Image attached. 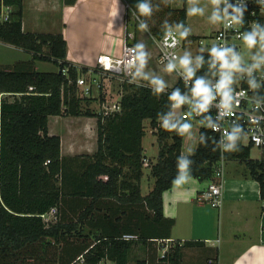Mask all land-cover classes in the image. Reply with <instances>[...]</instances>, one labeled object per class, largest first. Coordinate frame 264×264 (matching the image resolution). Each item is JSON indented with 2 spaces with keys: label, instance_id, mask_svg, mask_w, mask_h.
<instances>
[{
  "label": "trees",
  "instance_id": "1",
  "mask_svg": "<svg viewBox=\"0 0 264 264\" xmlns=\"http://www.w3.org/2000/svg\"><path fill=\"white\" fill-rule=\"evenodd\" d=\"M123 2L128 6L126 15L133 14L155 40L169 28L186 33L184 4L180 9H173L170 0ZM141 4L150 7L149 15L141 13ZM1 5L9 7L10 12L9 20L0 22V42L29 53L31 58L11 66H0V264H26L27 259L38 256L41 247L51 242L78 246L64 237L65 231L78 228L79 221L78 218L75 223L63 222L60 208L64 197H90L92 202L97 198L117 197L122 184L117 182L124 166L130 169L135 182L129 185V195L136 197L129 201L142 203L145 218L152 227L157 231L166 225L167 235L172 221L163 218L161 196L180 174V160L190 162L187 169L190 177L215 181L213 166L219 150L209 129L200 127L195 149L190 155L181 156L184 134L177 130L166 131L161 127V119L171 114L174 122L183 124L182 119L173 114L169 93L155 94L150 86L122 84L124 93L119 99V112L103 115L82 110L76 79L89 68L76 67L65 60L66 42L62 34L22 32V0H0ZM254 20L257 22L255 29L261 31V18ZM189 38L187 34L182 36L183 41ZM198 57L202 58L199 66ZM35 59L49 61L58 69L56 72L36 71ZM212 60L210 53L197 54L195 70L198 78L207 80L213 76L217 64L213 67ZM64 68L66 74L61 72ZM171 90L188 92L180 81ZM255 95L264 100V81ZM54 116L95 118V153L61 156L59 137L49 135L47 131L48 118ZM144 121L148 122L159 150L155 161L148 162L154 179L152 188L147 195L140 196L136 182L142 175L145 159L142 147ZM236 148L226 151L225 157L248 161L247 173L259 183L262 196L264 160L251 162L249 148L241 147L240 140ZM99 176H104L106 181L98 179ZM69 180L72 183H66ZM52 207L56 209L55 221L46 226L39 215ZM86 213L87 209L82 216ZM75 234L80 233L75 231ZM131 236L134 238L129 240H124L122 235H110L91 237L94 241L89 243L81 241V249L86 250L84 262L96 264L106 257L114 264H127L132 241L144 240L140 235ZM187 244L176 243L168 247L160 260L166 264H181L180 247ZM135 264L146 262L137 260Z\"/></svg>",
  "mask_w": 264,
  "mask_h": 264
},
{
  "label": "crops",
  "instance_id": "2",
  "mask_svg": "<svg viewBox=\"0 0 264 264\" xmlns=\"http://www.w3.org/2000/svg\"><path fill=\"white\" fill-rule=\"evenodd\" d=\"M183 4L186 12L185 1ZM170 5L173 9L181 8H177L172 0ZM219 7H222L221 0ZM220 14L222 16V13ZM221 16L207 25L210 26L208 35L194 36L197 34L189 30L186 15V33L190 38L183 41L180 56L187 53L195 62L197 54L210 53L211 39L221 26ZM125 17L123 0H22L21 30L29 33L62 34L66 42L65 60L76 67L92 68L95 57L101 53H111L117 57L120 55ZM260 18L263 25L264 9ZM203 20L202 24L209 22L206 15L203 16ZM136 25L138 24L133 22L134 32ZM125 27L127 28V24ZM140 28L138 45L135 39L132 43L136 48L137 46L143 48L147 47L146 42H153L152 56L155 65L160 68L156 73L142 69L144 74L142 76H138L135 71L136 79L151 85L150 80L153 77L160 78L164 81L165 88L171 89L178 81L176 73L171 71L172 76L168 71L160 70L161 68L167 70V67L156 63L158 52L156 40L142 25ZM176 65L180 67L179 62ZM145 76L147 78H144ZM74 118L78 121H70L71 118L65 117L69 121L62 126L61 118L49 117L48 120L53 119L54 122L50 130L47 121L48 134L59 137L61 156H90L96 151V142L90 143L87 139L90 136L92 139L93 128L95 127L96 130V119ZM69 123L76 125L75 129L78 131L76 134L81 136L79 140L69 138L64 141L63 136L57 134L60 129L68 128ZM197 135L196 128L195 143ZM194 137H190L191 141ZM142 147L145 159L141 168L142 175L136 183H138L139 195L145 196L151 190L154 179L150 175L149 160L145 155L143 144ZM181 148V156L190 155L194 150L186 155L181 152ZM251 149L253 148H249L248 159L254 162L253 160L257 159L251 157ZM247 164V160L236 158L226 160L220 183L221 205L218 208H211L199 201L200 195L206 191L211 180L199 181L187 174L188 180L185 183L172 185L169 190L164 191L161 196L162 215L164 219L172 221L167 235L166 225L157 231L152 227L149 219L145 218V207L142 203L129 201L136 197L129 195L131 193L129 185L135 182L130 169L124 166L117 182L122 183L121 189L117 191V197L97 198L93 202L90 197H64L60 208L63 222L75 223L79 218L78 228L70 232L65 231L64 237L74 241L73 243H77L78 246L51 242L41 247L38 256L29 258L25 262L26 264H73L74 262L87 264L83 256L86 250L81 249L79 245L81 241L93 242L94 238L91 237L98 236L140 235L144 240L132 241L127 253V264H135L137 260H144L146 264H166L160 260L163 250L184 242L189 244L180 247L181 264H264V187L261 196L259 183L247 173ZM98 179L106 181L104 176H99ZM66 183L72 182L69 180ZM86 209L87 213L82 216ZM75 231L80 234H75ZM96 264H114V262L104 257Z\"/></svg>",
  "mask_w": 264,
  "mask_h": 264
},
{
  "label": "built area",
  "instance_id": "3",
  "mask_svg": "<svg viewBox=\"0 0 264 264\" xmlns=\"http://www.w3.org/2000/svg\"><path fill=\"white\" fill-rule=\"evenodd\" d=\"M222 1V23L219 29L212 36V48H229L234 47L237 53L236 43L243 39V34L251 32L257 25L254 20L255 17H260L264 9V0H221ZM128 6L125 5V9ZM234 9H238L240 13L239 22L232 19L237 13ZM10 8L1 5L0 7V22H7L9 20ZM133 18L138 22L137 18L132 14ZM245 17L247 20H245ZM127 21H124V31L122 35V44L120 55L113 56L111 53H101L95 57V64L92 68H89L85 73V76L89 77V84L85 82L84 78L77 77L76 87L81 89V93L84 96H90L91 89L94 87L96 91H99L100 85L97 82V76L116 81L119 85L131 84L138 86H150L138 81L135 77L136 65L134 63L137 56V49L132 43L135 39L133 31H129L125 25ZM158 52L156 55V63L159 66H165L169 62L175 64L179 62L180 52L183 47V40L181 32L177 28H169L165 30L164 34L156 40ZM201 43V42H200ZM195 69V62L192 61L191 65ZM250 65H245L241 62L242 68H247ZM67 69L61 70L63 74H66ZM177 75V80L188 89V92H180L181 95L186 96L188 102L182 105L180 108H174L172 102L170 107L175 115L182 119L183 122H197L199 127H207L218 146L219 157L213 166V179L207 186L200 197L199 201L207 204L211 208H218L221 205V192L220 183L223 178L224 168L227 158L225 157L226 150L224 145L227 144V140L224 137V132L227 130L231 132L233 127H239L242 129L240 146L253 148L259 152L260 157L258 161L264 160V100L259 99L255 92L264 81V69L260 67L258 70H253L251 77L247 72H238L233 74L234 83L232 84L233 95L236 93L245 92L244 96L235 97L238 100V106H233V115H223L220 105V96L215 92L213 93L216 98L209 105L208 111L204 113H197L193 110L195 99L192 96L191 89L194 81L198 78L195 74L192 79H186L184 69L176 67L173 70ZM220 79V65L217 63L216 71L213 76L206 81L210 82V86L214 87L217 81ZM249 79H254L257 87H249ZM153 88V87H152ZM79 89V90H80ZM164 93L171 94L174 92L171 89L164 88ZM90 94V95H89ZM82 96V95H81ZM93 97V95H92ZM103 115L111 114L120 111L119 100L110 104L102 102ZM258 121V124L254 125L251 120ZM209 123L216 125V128L209 126ZM199 130V129H198ZM253 137H259V140H253ZM218 181V182H216ZM56 209L52 207L48 212L39 215L42 222L47 226L55 220ZM124 240L133 239L131 235H124ZM166 249L163 250L160 257L163 256Z\"/></svg>",
  "mask_w": 264,
  "mask_h": 264
},
{
  "label": "rangeland",
  "instance_id": "4",
  "mask_svg": "<svg viewBox=\"0 0 264 264\" xmlns=\"http://www.w3.org/2000/svg\"><path fill=\"white\" fill-rule=\"evenodd\" d=\"M173 4H175L178 7H182L183 1H185L186 4V15L188 17V25H189V30H191V32H193V34H197L194 36H201L202 34L204 35H208L209 34V30H210V26L207 27V25L212 22L215 21L216 19H213L214 14L221 16L220 13H222L223 10H221V8L219 7V4H213L212 1H203V0H172ZM185 8V7H184ZM192 8H198L201 9L202 12L197 13L195 15L190 14L189 10ZM206 15L207 20H209L208 23L206 24H202L204 23L203 20V16ZM127 29L129 31H133L132 29V25L133 22L136 23L137 21L133 18L132 14L128 13L127 15ZM222 18V16H221ZM136 21V22H135ZM202 22V23H201ZM138 25H136L135 27V32L133 31V34L135 36V41L137 42L136 45H138L139 43V38L137 39L139 33H141V24L139 22H137ZM262 29L264 30V22L262 25ZM252 32V31H251ZM138 33V34H137ZM141 39V36H140ZM259 39V38H258ZM142 40V39H141ZM145 45L148 47H143L141 48L140 46H137L138 48V53L139 52H143L144 57H145V63L143 65V70L146 71H153L154 73H156V71H159V68L155 65L154 63V59H153V52L152 49H154V43L153 42H149V43H145ZM237 45V53L240 57H241V62L245 65H251L254 61H253V57L257 56V55H264V52L260 51V45L259 43L257 44L256 47L249 49L245 44L243 39L239 42L236 43ZM136 48V49H137ZM137 53V54H138ZM31 56L30 54L21 51L15 47L3 44L0 42V66H11L12 64H15V62L18 61H28L30 60ZM139 67V64L137 63L136 65V72L137 69ZM261 68L264 69V65H261ZM34 69L36 71H40V72H56L57 71V66L49 61H40V60H34ZM166 68H161L160 70H163L164 72H167V70H165ZM169 72V71H168ZM172 75L171 72H169V75ZM82 77L84 78L85 82H87V84H89V77L85 76V74H79L78 77ZM173 76V75H172ZM98 80L97 82L100 85V89L99 91H96V89L93 87L91 89L90 92V96H84L83 93H81V89H77V96L81 98V108L82 110L87 109L88 111L92 112V113H99L101 112L102 106L100 103L105 102V103H112L114 101H117L120 99V97L123 95L124 91H123V86L119 85L116 81L111 80V79H107V78H103V77H96ZM82 95V96H81ZM93 95V97H92ZM173 114L175 115V113L173 112ZM60 119V123H62V126H65L66 121H69L67 119H65V117H59ZM72 120L70 121H78V119H75L74 117H69ZM76 118H80V119H88L86 117H76ZM59 121V120H58ZM53 119H49L48 120V129L52 130L53 128ZM182 123H187L189 124L190 130L187 133H184L183 135V143H182V148H181V152L183 154H189L191 153V151L194 149L196 143H195V139H196V128L197 130L200 128L199 127V123L197 122H183ZM56 124V123H55ZM57 125V124H56ZM55 125V127L57 128V126ZM61 125V124H60ZM59 125V126H60ZM68 128L66 127L65 129L62 128V130H59V133L57 134H61V136H63V140H67L69 138H71L70 140H79L81 138V136H79L78 131L75 129L76 125L74 123H69L67 124ZM144 127H145V135L142 138V144L145 148V155L147 156L149 162L153 163L155 161L157 152L159 150V146L156 142V138L154 136V134L152 133L148 122L144 121ZM69 128L71 130H69ZM72 131V132H71ZM54 133V131H53ZM71 133V135H70ZM96 130L95 127L93 128V136L91 139V136L88 137L87 141L90 143H94L96 142ZM194 137V139H190V137ZM250 155L252 158L254 159H258L260 157L259 152L255 149H251L250 151ZM240 167H242V165H240Z\"/></svg>",
  "mask_w": 264,
  "mask_h": 264
},
{
  "label": "clouds",
  "instance_id": "5",
  "mask_svg": "<svg viewBox=\"0 0 264 264\" xmlns=\"http://www.w3.org/2000/svg\"><path fill=\"white\" fill-rule=\"evenodd\" d=\"M213 4H219L220 0H212ZM140 11L144 15H149L151 12L150 7L147 4H141L139 6ZM234 12L237 13L236 16H233L232 19L236 22H239L240 13L238 9H234ZM190 14H197L202 12L201 9L192 8L189 10ZM213 19H219L218 15L213 16ZM187 33H182L181 35H186ZM259 38V39H258ZM244 44L249 48H254L259 43L260 51L264 52V30L257 31L255 28L252 32L243 34ZM210 54L213 58L212 66L214 67L217 63L220 65V79L217 81L214 87L210 86V82L206 81L203 78H197L194 81L193 87L191 89L192 96L195 99V104L193 110L199 113H204L208 111L209 105L216 98L213 94L214 92L220 96V105L223 115H233V106H238V100L235 97L244 96L245 92L242 90L239 93L233 95L232 84L234 83L233 74L238 72H247L251 77L253 70L260 69L261 65H264V55H257L253 57V63L247 68L241 67V57L234 53L231 49L227 48H217L213 47L210 50ZM198 65L202 62V58H197ZM134 63H138L139 67L137 69V75L142 76V68L145 63V57L143 52H139L135 57ZM179 64L184 69L186 79H192L195 74V69L191 66L192 59L186 53L184 56L179 58ZM177 65L174 62H169L167 65V71L171 72L175 70ZM144 78H147L146 76ZM150 83L154 89L155 94H159L164 91L165 83L162 79L153 77L150 80ZM250 88H256L257 84L254 79H249L248 81ZM169 100L172 102L174 108H180L182 105L188 102L186 96L180 94L179 90H175ZM251 123L256 125L258 121L251 120ZM209 126L216 128V125L209 123ZM161 127L166 131L177 130L181 134L187 133L190 130V125L187 123L179 124V122H174L171 114L165 116L161 119ZM242 129L239 127H233L231 132L225 130L224 137L227 140V144L224 145L226 151H235L237 150L236 144L237 141L241 139ZM253 140H259V137H253ZM189 161L187 159H181L179 162V175L174 178L173 185H182L188 180L187 169L189 166Z\"/></svg>",
  "mask_w": 264,
  "mask_h": 264
},
{
  "label": "water",
  "instance_id": "6",
  "mask_svg": "<svg viewBox=\"0 0 264 264\" xmlns=\"http://www.w3.org/2000/svg\"><path fill=\"white\" fill-rule=\"evenodd\" d=\"M228 49H231L233 52H235V48L234 47H229ZM188 174V171H187Z\"/></svg>",
  "mask_w": 264,
  "mask_h": 264
}]
</instances>
